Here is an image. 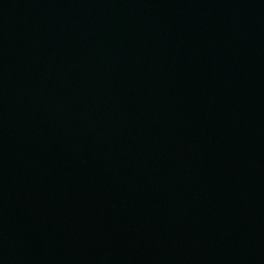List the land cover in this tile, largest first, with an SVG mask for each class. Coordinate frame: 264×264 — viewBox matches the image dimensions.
Masks as SVG:
<instances>
[{
  "label": "water",
  "instance_id": "obj_1",
  "mask_svg": "<svg viewBox=\"0 0 264 264\" xmlns=\"http://www.w3.org/2000/svg\"><path fill=\"white\" fill-rule=\"evenodd\" d=\"M0 264H264V0H0Z\"/></svg>",
  "mask_w": 264,
  "mask_h": 264
}]
</instances>
